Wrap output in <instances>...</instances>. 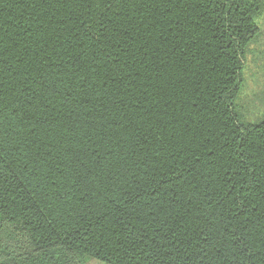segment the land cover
<instances>
[{
  "label": "trees",
  "instance_id": "trees-1",
  "mask_svg": "<svg viewBox=\"0 0 264 264\" xmlns=\"http://www.w3.org/2000/svg\"><path fill=\"white\" fill-rule=\"evenodd\" d=\"M264 0H0V264H264V118L236 100Z\"/></svg>",
  "mask_w": 264,
  "mask_h": 264
},
{
  "label": "rangeland",
  "instance_id": "rangeland-1",
  "mask_svg": "<svg viewBox=\"0 0 264 264\" xmlns=\"http://www.w3.org/2000/svg\"><path fill=\"white\" fill-rule=\"evenodd\" d=\"M258 35L243 59L242 84L236 100L245 124L264 118V14L258 20ZM83 264H106L86 259Z\"/></svg>",
  "mask_w": 264,
  "mask_h": 264
}]
</instances>
